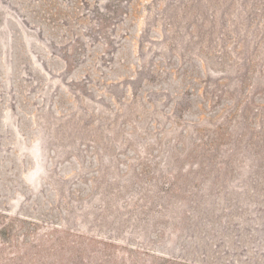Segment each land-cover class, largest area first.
Returning <instances> with one entry per match:
<instances>
[{
    "label": "rangeland",
    "instance_id": "obj_1",
    "mask_svg": "<svg viewBox=\"0 0 264 264\" xmlns=\"http://www.w3.org/2000/svg\"><path fill=\"white\" fill-rule=\"evenodd\" d=\"M0 264H264V0H0Z\"/></svg>",
    "mask_w": 264,
    "mask_h": 264
}]
</instances>
